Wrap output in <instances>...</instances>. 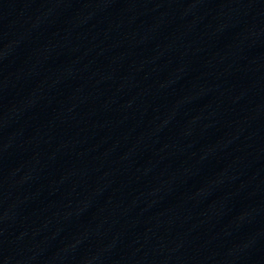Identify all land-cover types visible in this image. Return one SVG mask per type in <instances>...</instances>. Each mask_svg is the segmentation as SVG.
<instances>
[{"label": "water", "instance_id": "obj_1", "mask_svg": "<svg viewBox=\"0 0 264 264\" xmlns=\"http://www.w3.org/2000/svg\"><path fill=\"white\" fill-rule=\"evenodd\" d=\"M0 264H264V0H0Z\"/></svg>", "mask_w": 264, "mask_h": 264}]
</instances>
